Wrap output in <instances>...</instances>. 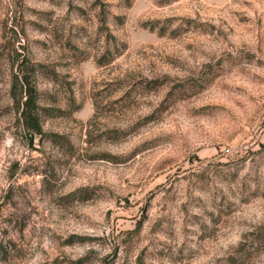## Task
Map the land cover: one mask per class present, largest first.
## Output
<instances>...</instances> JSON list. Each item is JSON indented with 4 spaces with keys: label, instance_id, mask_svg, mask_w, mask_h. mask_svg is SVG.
<instances>
[{
    "label": "rangeland",
    "instance_id": "374dc122",
    "mask_svg": "<svg viewBox=\"0 0 264 264\" xmlns=\"http://www.w3.org/2000/svg\"><path fill=\"white\" fill-rule=\"evenodd\" d=\"M0 264H264V0H0Z\"/></svg>",
    "mask_w": 264,
    "mask_h": 264
}]
</instances>
